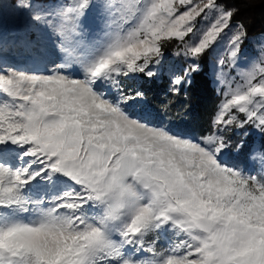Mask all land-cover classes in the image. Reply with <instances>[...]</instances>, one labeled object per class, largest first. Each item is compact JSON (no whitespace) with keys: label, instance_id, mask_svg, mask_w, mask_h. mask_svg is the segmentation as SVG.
<instances>
[{"label":"snow or ice","instance_id":"snow-or-ice-1","mask_svg":"<svg viewBox=\"0 0 264 264\" xmlns=\"http://www.w3.org/2000/svg\"><path fill=\"white\" fill-rule=\"evenodd\" d=\"M230 4L15 0L34 31L54 38L55 54L34 72L0 58V264H264V45L242 63L248 31L235 19L238 0ZM86 30L99 39L86 43ZM228 33L227 58L211 73L218 95L227 90L200 135L125 111L165 70V41H181L191 58L166 67L178 96ZM234 129L260 140L233 143ZM233 152L247 172L227 166ZM54 174L78 188L46 206L25 198L26 186ZM30 207L37 219L16 218Z\"/></svg>","mask_w":264,"mask_h":264},{"label":"trees","instance_id":"trees-1","mask_svg":"<svg viewBox=\"0 0 264 264\" xmlns=\"http://www.w3.org/2000/svg\"><path fill=\"white\" fill-rule=\"evenodd\" d=\"M10 2L14 4L15 0H10ZM220 2L231 6V0H220ZM238 7L240 8V12L235 19L245 24L248 35L264 33V0H251L250 4L239 2L238 0ZM33 42L35 41H32L31 44L35 45ZM178 42L176 39L165 41L162 46V52L167 53L178 48ZM31 44L27 43L24 45L23 50L29 52ZM16 49L14 46V48L12 47V52L10 50L2 51L0 54L1 58H10L8 54H14L13 52ZM40 52L42 53L43 49ZM40 56L39 53H36L35 56L27 55L26 58L30 62H33L37 69H41L36 60ZM199 63L201 65L200 72L193 73L192 84L188 86L186 94L177 96L170 93L168 91V74L162 71L158 79L149 81L146 85V99L141 104L140 102L130 101L124 106L125 111L133 117L150 120L157 125L160 123H168L173 131L183 135L193 137L200 135L207 129L209 120L221 95H218L217 90L212 85L209 55L205 54L201 56ZM123 83L132 86L135 82L125 78ZM104 91L106 92L107 98H117L115 92L108 93L107 89ZM241 134L242 132H236L235 129L228 133L233 143L241 142L243 139H248L249 137L256 140L252 135L243 137ZM259 140L260 137H258V142ZM225 162L228 167L243 169L245 172L249 170L248 162L238 153L233 152L225 156ZM153 238L156 239V237ZM157 242L163 243L165 246L166 239L162 241L158 240Z\"/></svg>","mask_w":264,"mask_h":264},{"label":"rangeland","instance_id":"rangeland-1","mask_svg":"<svg viewBox=\"0 0 264 264\" xmlns=\"http://www.w3.org/2000/svg\"><path fill=\"white\" fill-rule=\"evenodd\" d=\"M228 36H230V33L225 36V39L221 41L220 45L216 48L215 51H210L209 53H207L209 55L210 75L212 73L214 61L216 59L227 58V49L229 47L227 43ZM95 38L99 39V37L89 35L86 30L83 37L86 43ZM185 39L187 43H192L194 40V38L191 36L186 37ZM32 41H35L33 42L35 45L31 44ZM27 43L31 44V49H29V52H25V50H23V46ZM178 43V48H175L170 52L163 53L167 61L166 67L174 66L177 68H182L187 67L188 63L191 62V58L185 57L184 55V43H182L181 41H179ZM262 45H264V33L248 35V39L242 45V63H246L247 57H250L253 54H259ZM14 46L17 49L15 50V52H13L14 54H8V57L10 58L7 59L10 60L18 70H26L29 72L43 71L45 68H50L52 66L51 60L54 58L55 54L54 38L49 36L48 34H38L29 26L25 14L17 13L15 11L10 0H0V54L2 51L10 50L12 52V47L14 48ZM42 49L43 52L41 53L40 51ZM30 51H32L31 53L34 54H31ZM36 53H39V55H41L40 58L36 59L41 69H37L35 67L36 65L26 58L27 55L35 56ZM166 67L163 72L167 73ZM231 76L234 77L236 81H239L238 72L232 73ZM212 85L217 90V85L213 83ZM226 90V87H221L219 94L222 96L223 92ZM235 131L242 132L243 130L235 129ZM248 135L254 136L253 131L250 130ZM254 137L258 142L259 136ZM12 147L16 148L17 146L13 145ZM18 153L19 149H17L16 153L9 154L10 158L12 159L13 166L21 165V161L18 158ZM26 159L27 158H25V160ZM44 175L46 176L47 174ZM73 188H78V186H75L69 178L60 174H54L48 176L47 178H44L43 176L38 177L37 180L31 183V185L25 187L23 195L26 199H43L44 205L42 206H46L54 197L62 195L67 191H71L73 190ZM99 210V206L94 207L93 209H91V211H89L88 215H96ZM16 218L21 220L22 222L27 223L30 220L37 219L38 213L35 212L32 207H30L28 211L17 210ZM166 236H171V233H167ZM167 243L168 241L166 239L165 246H167Z\"/></svg>","mask_w":264,"mask_h":264}]
</instances>
